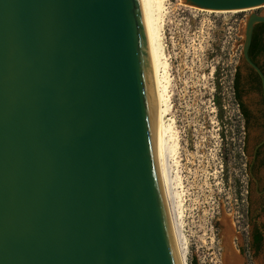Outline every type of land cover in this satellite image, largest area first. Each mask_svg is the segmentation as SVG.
Instances as JSON below:
<instances>
[{"label": "water", "instance_id": "water-1", "mask_svg": "<svg viewBox=\"0 0 264 264\" xmlns=\"http://www.w3.org/2000/svg\"><path fill=\"white\" fill-rule=\"evenodd\" d=\"M0 264H175L139 0H0Z\"/></svg>", "mask_w": 264, "mask_h": 264}, {"label": "rangeland", "instance_id": "rangeland-1", "mask_svg": "<svg viewBox=\"0 0 264 264\" xmlns=\"http://www.w3.org/2000/svg\"><path fill=\"white\" fill-rule=\"evenodd\" d=\"M163 45L169 77L167 120L177 142L187 263L220 264L219 237L233 212L242 178V115L232 80L242 58V12H207L165 0ZM239 102L245 94L238 92ZM223 228V230H220Z\"/></svg>", "mask_w": 264, "mask_h": 264}, {"label": "flooded vegetation", "instance_id": "flooded-vegetation-1", "mask_svg": "<svg viewBox=\"0 0 264 264\" xmlns=\"http://www.w3.org/2000/svg\"><path fill=\"white\" fill-rule=\"evenodd\" d=\"M252 62L264 77V51ZM243 63L246 72L239 77L238 92L245 94L240 102L244 174L233 195L235 210L228 213L225 230L220 228V264H264V86L259 74Z\"/></svg>", "mask_w": 264, "mask_h": 264}, {"label": "bare ground", "instance_id": "bare-ground-1", "mask_svg": "<svg viewBox=\"0 0 264 264\" xmlns=\"http://www.w3.org/2000/svg\"><path fill=\"white\" fill-rule=\"evenodd\" d=\"M178 1L182 3V0ZM164 2L165 0H139V5L146 46L152 138L169 236L175 264H188V248L182 229L183 198L181 189L182 182L177 169L178 144L172 125L169 120L166 119L170 104L168 92V62H166L164 45L162 42V25L164 24L166 14ZM248 9L250 8L244 9L243 11ZM207 12L212 11L207 10ZM215 12L225 13L224 11ZM234 263L230 262L227 264Z\"/></svg>", "mask_w": 264, "mask_h": 264}, {"label": "trees", "instance_id": "trees-1", "mask_svg": "<svg viewBox=\"0 0 264 264\" xmlns=\"http://www.w3.org/2000/svg\"><path fill=\"white\" fill-rule=\"evenodd\" d=\"M258 51H264V23H257L254 25L251 43L248 49V55L250 59L253 61L255 56L257 55ZM240 72L239 69L236 68L234 73V77L232 80V86L234 89V94L239 102V95H238V83H239ZM191 264H198L195 258L192 259Z\"/></svg>", "mask_w": 264, "mask_h": 264}, {"label": "built area", "instance_id": "built-area-1", "mask_svg": "<svg viewBox=\"0 0 264 264\" xmlns=\"http://www.w3.org/2000/svg\"><path fill=\"white\" fill-rule=\"evenodd\" d=\"M191 264V263H190Z\"/></svg>", "mask_w": 264, "mask_h": 264}]
</instances>
